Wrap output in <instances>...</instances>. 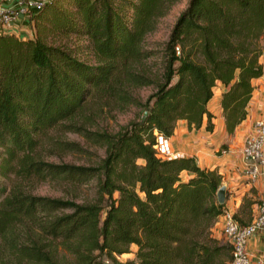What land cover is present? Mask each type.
I'll list each match as a JSON object with an SVG mask.
<instances>
[{
    "label": "trees",
    "instance_id": "obj_1",
    "mask_svg": "<svg viewBox=\"0 0 264 264\" xmlns=\"http://www.w3.org/2000/svg\"><path fill=\"white\" fill-rule=\"evenodd\" d=\"M180 0H47L30 18L33 37L0 36V170L21 182L62 181L77 189L95 182L91 201L37 197L15 187L0 206V238L24 220L72 256L62 263L38 249L21 251L24 264H228L230 246L212 237L227 209L217 191V169L194 158L161 160L155 133L170 138L176 123L198 130L220 83L225 131L247 118L254 87L264 74V0H189L160 51L155 74L142 46ZM86 55V56H84ZM153 86L142 104L131 89ZM140 107L139 119L118 132H69L104 147L96 167L50 163L37 157L40 138L73 119L91 102ZM144 113H146L144 115ZM68 150L79 147L66 144ZM227 152L226 144L217 155ZM187 172V180L181 173ZM256 193L255 189H251ZM227 199L229 198L226 192ZM258 200L244 195L234 213L240 226ZM105 215L101 219V214ZM134 245L135 260L118 261Z\"/></svg>",
    "mask_w": 264,
    "mask_h": 264
},
{
    "label": "rangeland",
    "instance_id": "obj_2",
    "mask_svg": "<svg viewBox=\"0 0 264 264\" xmlns=\"http://www.w3.org/2000/svg\"><path fill=\"white\" fill-rule=\"evenodd\" d=\"M188 1L189 0H180L175 4L168 14L160 19L156 31L148 35L143 41V48L153 53V56L145 62L151 75L155 74L159 69L161 65V48L167 40L175 20L179 14L184 11ZM261 59L263 62L261 64L264 69V56H261ZM154 90L153 86H144L133 88L130 93L132 97L143 104ZM141 112L142 110L140 107L127 106L126 109L122 110L118 108V105H113L106 101L100 103L91 102L73 119L65 121L63 124L61 123L57 127L48 130L40 138L36 149L37 157L50 163L96 167L104 157V147L87 142L80 135L69 132L66 126L73 124L90 132H107L114 134L131 121L139 119ZM71 143L77 144L79 149L75 151L68 150V147L65 145ZM223 153L225 152H221L220 155ZM3 172V170H0V206L4 198L15 187L33 196L68 199L77 203L91 201L94 197V181L86 186L72 189L71 185L64 184L62 181H51L49 179H32L30 181L21 182L12 173H7L5 177L2 176ZM222 186H224L223 181ZM250 190L246 193L248 198L258 200L257 193H252ZM226 192L229 196H235L234 192ZM226 201H228V199H226ZM261 201L262 200H259L258 204L261 203ZM104 215L105 210L101 214V219H103ZM3 236L4 237L0 238V264H24L25 261L21 256V251L36 248L43 253H47L52 246L56 248L54 257L58 262L62 263V258L64 257L67 262L72 260V256L62 250V246L59 245L58 241L52 243L53 241L48 235L24 220L12 222L11 227L4 232ZM219 242L221 244H228L223 240ZM136 250V246L132 245L129 249V253L117 257L118 261L125 262L135 260ZM106 264L111 263L106 261ZM228 264H230V262Z\"/></svg>",
    "mask_w": 264,
    "mask_h": 264
},
{
    "label": "crops",
    "instance_id": "obj_3",
    "mask_svg": "<svg viewBox=\"0 0 264 264\" xmlns=\"http://www.w3.org/2000/svg\"><path fill=\"white\" fill-rule=\"evenodd\" d=\"M24 1L0 0V4L3 7H16ZM8 29L6 35H14L23 40L33 37V27L28 19L12 22ZM260 63H263L261 58ZM252 85L254 92L248 104L247 118L237 127L232 136H228L225 131L220 106L221 95L225 88L218 83L214 87L213 97L207 105L208 111L213 116V130L211 132L206 130V118L203 119L198 130H189L187 123L180 120L176 123L173 135L169 138L171 150L177 158H194L200 168L217 169L222 176L226 191L234 192L235 196H229L226 201L227 209L233 213L240 206L243 196L251 188L255 189L258 201L264 200V167L259 169L260 174L257 180L250 182L244 174L245 163L242 158L244 140L254 132L257 120L264 117V74L261 78L252 80ZM223 144H226L227 152L218 156L217 151ZM188 177L187 172L181 173L183 180H187ZM258 205L256 203L252 207V219L257 213ZM222 224L220 216L212 229V237L215 240L226 241L222 233ZM247 251L255 258L261 257L264 262V235L256 233L248 242Z\"/></svg>",
    "mask_w": 264,
    "mask_h": 264
},
{
    "label": "built area",
    "instance_id": "obj_4",
    "mask_svg": "<svg viewBox=\"0 0 264 264\" xmlns=\"http://www.w3.org/2000/svg\"><path fill=\"white\" fill-rule=\"evenodd\" d=\"M47 0H25L16 7H3L0 4V36L6 35L12 22L32 17ZM264 56V41L262 48ZM155 155L161 160H173L177 156L172 152L169 139L155 133L153 146ZM242 158L245 163V176L250 182H255L264 167V117L255 123L254 132L243 143ZM222 233L230 246V264H264L261 257H253L247 251V244L256 233L264 235V200L259 203L257 213L246 226H240L234 218V213L226 209L221 215Z\"/></svg>",
    "mask_w": 264,
    "mask_h": 264
},
{
    "label": "water",
    "instance_id": "obj_5",
    "mask_svg": "<svg viewBox=\"0 0 264 264\" xmlns=\"http://www.w3.org/2000/svg\"><path fill=\"white\" fill-rule=\"evenodd\" d=\"M146 113H144L145 115ZM217 201L219 204H224L226 202L227 196H226V187L221 186L217 191Z\"/></svg>",
    "mask_w": 264,
    "mask_h": 264
}]
</instances>
